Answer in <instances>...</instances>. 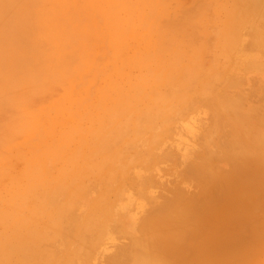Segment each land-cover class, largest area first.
<instances>
[{
  "label": "rangeland",
  "instance_id": "1",
  "mask_svg": "<svg viewBox=\"0 0 264 264\" xmlns=\"http://www.w3.org/2000/svg\"><path fill=\"white\" fill-rule=\"evenodd\" d=\"M261 12L264 0H0V264H106L119 247L122 264H162L164 235L178 229L179 264H264L262 185L242 192L243 208L232 199L244 220L229 234L240 240L215 260L202 251L216 214L184 221L182 199L173 206L167 194L173 207L158 205L160 218L156 199L143 212L116 205L136 196L132 168L155 141L180 145L169 148L180 169L187 145L196 151L187 152L190 165L218 166L202 151L212 142L214 152L226 150L215 136L241 137L255 113L264 117V69L236 61L257 54L250 30ZM213 99L223 130L209 143L214 126L204 106ZM188 120L198 130L201 121L192 135L201 139L192 140ZM260 146L246 156L264 180Z\"/></svg>",
  "mask_w": 264,
  "mask_h": 264
},
{
  "label": "bare ground",
  "instance_id": "2",
  "mask_svg": "<svg viewBox=\"0 0 264 264\" xmlns=\"http://www.w3.org/2000/svg\"><path fill=\"white\" fill-rule=\"evenodd\" d=\"M8 1L10 2V0H8ZM11 1L14 4L16 2V0H11ZM256 1H257V4H260V2L263 0H256ZM14 6L15 5H13V8H11V10L15 9ZM257 6H259V5H257ZM263 13L261 12V15H258L259 19L261 20L260 27L258 29H251L250 30V36H253L255 39L253 46L255 49H257V51H256L257 54L252 55L251 57H250V55H247V56H243V55L239 56L238 55L237 60H236L237 64H239V63L240 64H246V63L250 64V61H254L255 62L254 65L256 67H261L262 69H264V14ZM244 43L245 42H242L241 44H244ZM241 51H242V49H241ZM244 67H246V66H244ZM245 77L247 79H250L247 76H245ZM246 78L243 79V77H242V80H243L242 83H245V80H247ZM220 96L222 99H226L227 101H229L231 103L236 102V101H234V100H236V98H235V97H237L236 95H235V97H233V96H226L222 93V95H220ZM240 96H242V95L240 94ZM240 96L238 98H240ZM238 98H237V100H238ZM216 100L218 102V96L216 97ZM238 101H241V100H238ZM211 105L214 107L216 106V101L214 99L211 102L205 101L204 107L206 109H208V114L210 116V123L208 126H214V127L209 129L207 136H209L210 138L209 139L207 138V139H208V142L209 141L211 142V141H214L216 138H218V139H216V141L220 140L217 142H219V143L221 142L220 144L222 145L223 149H226V150L225 151L221 150L224 152L223 155L220 154L221 160H219L220 158L218 156H216V154H215V153L219 154V153H221V151L219 150V153H218L217 152L218 149H216L215 152H214V150H212L214 145H216L215 147L217 148V143H213V142L210 143L209 142L210 143V144H208L209 146H206V147H209V149L206 151L203 149L202 151L204 154H207L205 156L209 155V157H208L209 161H215L216 162L218 159V162L219 161L223 162L222 165H218V166H216V165L212 166L211 165L209 167L208 166L209 164L208 165L205 164L206 165V166L204 165L205 168H201V167L198 168L197 164L196 165H190L189 157H191V156L189 153H187L190 148L187 145V146H185L188 148V149L185 148V150H187V152L186 151H185V153L178 152L179 150L181 151L182 149H179L177 151L178 153L184 154V155H182L183 157L186 156V158L181 162L182 164H181V169H180L179 168L180 166L177 167L175 165L176 163H173V159H174V153L173 152L174 151H171V150H173L175 148V146L177 147V145H174L175 142L171 143L174 146L173 149H171L172 148V147H170L171 144L168 146V143L167 144L165 143L166 144L165 145L166 147H165L164 144H162V143L159 144L158 142L155 141V143L149 148L148 151H146L145 153H143L142 155H140L139 157L136 158L137 161H140L142 163L141 166H138V167L134 166L132 168V171L134 173V175H133L134 180H136V183L135 182L133 183V191H135L136 196L132 197V198H129V197L128 198L127 197L121 198L120 197L118 200V204H116V205L122 204L125 200V202L123 204L125 207L127 206L126 208H128L127 209L128 211H129V208L131 210L132 207H134V208L139 207V209H141L140 211H142V208L147 206L146 205L147 203L154 201L156 199L157 204L154 205L155 208L152 210V212H155V214L160 218V216L157 214L158 211H160V210H158L159 207L162 210L164 209L163 212H166L165 210L167 208H169L168 209V211H169L176 204L175 198H178V199H182V201L184 203L182 206L185 208V211L187 212V213H184L185 217H183V215L181 216L182 218L180 217L183 220L186 219V216L188 217V215L189 216L192 215L191 218L194 217L193 220L198 219V218H201L203 220L204 219L203 216H206L208 213L210 214V212H211V214H213V213L216 214L217 216L213 215L214 218L216 217L215 218L216 220H215V223H213V225L211 226L212 230L210 232V237L207 241L208 247L204 248V250L202 251L203 257L205 256L208 259L215 260L217 255L221 256L220 250L223 249L224 246H226V245L229 246V244L231 242H232V244H234L240 240V239L237 240V238L233 237L234 235L231 236L229 234V232L231 230H237V229H239V227H242V225H241L242 222H240V220L241 221L244 220V219L243 220L241 219V218H243V217H241L242 214H240L238 212L240 214L239 215L237 213V211L235 209H233L236 206H238V205H236L235 201H238V203H240L238 208H241V207L243 208L244 203L242 204L241 202H239L241 200L240 195L242 194V192H244L246 190L248 191L249 188L251 190L253 188V186H255L256 190H257V187H260L261 185L263 186L264 182L262 183V181H264V180L260 179L261 183L260 182H259L260 184L257 183V180H258L257 179L258 178L257 173L258 172L254 168L253 163L250 162L251 160L248 159L246 155H249L251 153L253 155H255L258 147L260 145L262 146L264 143V117L262 115L261 118H255L254 115L256 113L254 115L252 114L254 117L252 116L251 117L252 119L251 120L249 119V123L247 124V127L249 124L252 126H249V129L246 128L247 131L244 130V131H246L245 135H242L243 133L241 131V133H242L240 135L241 137H239V136L238 137H236V136L231 137L228 134L227 137H231V138H227V137L224 138L225 136L222 135L223 132L220 133L221 136L218 135V137H217L214 135V133L216 132L215 134L217 135V132L219 130H221V131L223 130V128H221V129H218V128L223 127V126H220L222 124L219 123V122H221V120L219 119L220 112L218 114L217 111H215V110L213 111L210 108ZM209 109L212 110L213 112L211 113L209 111ZM216 118L219 119V122L216 121ZM220 118H221V116H220ZM189 120L191 121V119H189ZM189 120L186 122V124L189 123ZM199 122L202 125L201 121H199ZM191 123L192 122H190V124H188L190 126V128L189 127L188 128L191 131L192 130L194 131V132L193 131L191 132V136H192V135L196 134L195 130H198V129L196 128V126H191ZM193 123H196V122H193ZM216 123H218V127H217ZM200 124L198 125L199 130L202 128V126H200ZM188 125H186V127ZM183 126H184V128H183L184 132L185 131L188 132L189 129L187 128V130H186L185 124H183ZM194 128H195V130H194ZM190 130H189V134H190ZM238 132L239 131H236L235 135L238 134ZM224 133H225V131H224ZM199 136H200L199 134L197 136L196 135L192 136L193 138L195 137L192 140L201 139ZM211 137L213 139H211ZM185 138H187V137H185ZM223 138H224V140H223ZM187 141H186V143H187ZM199 142H200V140H199ZM202 142H200L199 145H197L198 144L197 143L196 148H198V146L200 147V145H202ZM203 143H205V142H203ZM177 144H178V142H177ZM220 144H218V146ZM179 146L180 145L178 144L177 148H179ZM181 147H182V145H181ZM203 147L201 146V148H203ZM215 147L213 149H215ZM167 148L168 149L170 148L171 150L169 149V151H167ZM191 148H192V145H191ZM210 148H211V150H210ZM260 150H261V148H260ZM191 151H195V150L193 149ZM191 151H190V153H191ZM202 151L200 150V152H202ZM207 151H209V153ZM210 151L214 152V153H211ZM198 152H199V149H198ZM262 152H263V150H262ZM186 153L188 154V156ZM257 153H258V151H257ZM191 154L193 155V153H191ZM196 157H198V156H196ZM200 159L203 160L202 156ZM200 159L197 158L195 160L200 161ZM204 161H206V160H204ZM209 161H207V163ZM164 162H166L167 164L165 163V165H164ZM168 162L170 164H168ZM160 164H162L164 167L166 165L167 166L164 168ZM203 164H202V166H203ZM177 165H179V164L177 163ZM250 165H252V167H250ZM159 167H161V168H159ZM263 177H264V175H263ZM263 177L261 176V178H263ZM253 180H256L257 184L254 183L255 181L252 183L251 181H253ZM260 180H258V181H260ZM262 186L260 188L264 189V186L263 187ZM155 187H157V189ZM190 189H192V190L190 191ZM184 191H186V192L190 191L189 193L191 195H188L190 198L187 197L186 192H185V196L184 197L182 196V195H184L183 194ZM258 191L259 190H257V192ZM252 192H251V194H253V193L258 194L256 192H253V193ZM166 194H167V196L171 197V199L173 197L174 202L169 200V198H167L165 196ZM168 194H170L171 196ZM173 195H175V196H173ZM238 198H239V200H235V201L232 200V199H238ZM243 198H245L247 201H249V198L248 199L246 197H243ZM159 199H161V200H159ZM158 200H159V202H158ZM252 200H253V202H255L254 199H252ZM121 201H122V203H119ZM138 202H140L141 204H138ZM169 203H172L173 206H172V204L170 205ZM160 204H161V206L158 207V205H160ZM168 204H169V206H168ZM166 206H168L166 209L163 208ZM170 206H171V208H170ZM245 210H246V208L244 207V211ZM140 211H139V215L141 214ZM238 211H240V210H238ZM189 212L192 214H190ZM197 212H200V214L199 213L197 214ZM203 212L204 213L206 212L205 213L206 215H204ZM160 213L162 214L161 211L159 212V214ZM201 213L203 215H201ZM136 214L134 216H133V213L131 214L132 218H133L131 220H134L133 222L136 221L135 220L136 218L134 219V217H136ZM193 214H196V216L199 215V216H197L198 218H196V216H193ZM72 215H74L73 212L69 213L68 219ZM210 215H209V217H210L209 219L212 218V216H210ZM79 216H80V214H79ZM167 216H169V215L167 214ZM239 216L241 217L240 219H239ZM72 218H73V216H72ZM78 218L79 217L76 216L75 219L77 220ZM206 218H208V217L206 216L205 220H206ZM181 219H179V220L176 219V220H178L179 222H184L186 220L188 221L190 218H188L184 221H182ZM173 220H174V218H173ZM68 221H70V220H68ZM178 221H177V223H175V221L171 222V224L177 225L179 223ZM70 222H72V221H70ZM162 222H164V221H162ZM160 224L161 223H159V225ZM133 225H135V224H133ZM161 225L163 226V224H161ZM174 225L171 228H173V230L174 229L176 230V227L178 225L177 226L175 225V227H174ZM163 227H165V226H163ZM158 228H160L158 230L159 234H161V233L165 234L169 230L171 231V228H169V230L167 229L168 231H164L163 228L161 229V227H158ZM68 229H69V227H68ZM64 232L67 234L69 233L66 230H64ZM173 232H175V231H173ZM177 232L180 233L181 231L178 229ZM179 233H178V236L177 235L170 236V234L164 235V237H166L165 242H167V243L162 244V246L159 247L164 252V258L162 260L156 261L155 263L179 264V262L183 261V259H182L183 257H182L181 252H182V248H183L182 247V245H183L182 239H184V237L182 234L179 235ZM171 234H174V233H171ZM91 240L94 242L93 239H91ZM157 249H158V247H157ZM85 250H86V246L84 245L81 248V252L84 253ZM88 251H90V253L93 252V250L90 247L88 248ZM87 254H89V253H87ZM91 256L94 257V258H92L93 260L98 258L96 253L91 254ZM202 256H201V259H203ZM126 258L127 257L125 255L124 248L119 247L118 249L115 250L114 254L109 255L106 258V264H122L126 260ZM73 263H74V261H73ZM199 264H201V263L199 262ZM208 264H210V263H208Z\"/></svg>",
  "mask_w": 264,
  "mask_h": 264
}]
</instances>
